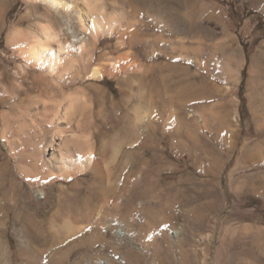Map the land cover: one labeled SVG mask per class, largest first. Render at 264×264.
<instances>
[{
    "label": "rangeland",
    "instance_id": "rangeland-1",
    "mask_svg": "<svg viewBox=\"0 0 264 264\" xmlns=\"http://www.w3.org/2000/svg\"><path fill=\"white\" fill-rule=\"evenodd\" d=\"M143 2L104 0L106 15H125L134 38L129 35L122 45L116 38L100 39L96 55L107 57L95 64L104 62L116 76L68 90L94 84L103 91L102 117L127 114L136 126L118 139L123 148L118 155L127 163L111 177L114 201L120 202L109 213L112 228L98 234L84 227L76 232L77 248L45 252L43 261L264 264V0ZM36 3L0 0V75L7 71L12 80L23 65L10 44L13 34H40L49 21L62 24L58 14ZM5 85L0 83V95ZM1 107L0 100V135ZM93 108L99 109L95 100ZM135 154L142 160L132 171ZM0 157L12 161L29 204L42 211L52 208L60 185L70 190L69 198L78 195L82 206L95 181L89 171L69 182L31 186L1 138ZM126 177L139 178L119 193ZM2 223L6 264H27L31 255L19 249L28 252L30 241L21 222L11 214Z\"/></svg>",
    "mask_w": 264,
    "mask_h": 264
},
{
    "label": "bare ground",
    "instance_id": "bare-ground-1",
    "mask_svg": "<svg viewBox=\"0 0 264 264\" xmlns=\"http://www.w3.org/2000/svg\"><path fill=\"white\" fill-rule=\"evenodd\" d=\"M82 1L83 8V2L80 6L79 0H27L29 4L42 3L54 11L61 17L62 24L59 26L49 21L42 24L40 34L29 33V36L16 31L10 44L18 51V58L23 63L19 65L21 73H17L19 78L15 80L7 71L0 75V83L7 84L4 94L0 95L1 108L4 109L0 138L24 181L28 185L42 187L72 181L89 171L95 180L88 185L90 195L85 197L87 200L82 206H78L77 194L76 198H69V189L60 185L52 208L42 211L29 204L32 203L30 196H25L24 184L19 181L16 168L11 167L12 161L0 157V161L3 160L0 163V234L2 220L14 214L30 241L28 252L21 246L19 249L23 256L31 255L27 264L43 261L45 252L77 248L80 237L76 232L84 227L98 234L112 228L113 216L109 213H114L112 211L120 202L114 201L117 187L114 188L111 177L116 167L127 163L118 155L122 148L118 139L122 133L136 131L133 119L127 114L120 119L112 113H105L102 117L103 91L94 84L68 91L73 85L99 82L113 74L116 76L114 70L102 64L104 62L95 64L96 60L100 63L107 57L106 54L97 57V44L102 38H116L122 45L124 38L132 34L127 32L131 25L125 15L118 12L106 15L104 0ZM75 27L84 34L82 37L76 34ZM132 36L128 39H133ZM94 100L97 110L93 108ZM135 156L129 164L132 171L142 160ZM131 178H122L124 181L118 186L119 193L139 177ZM40 196L46 197L45 192H40ZM97 198L98 203H94L91 211L87 212L89 202ZM118 235L123 236L120 232ZM8 255L0 238V264L7 263ZM40 263L50 264L45 260Z\"/></svg>",
    "mask_w": 264,
    "mask_h": 264
}]
</instances>
